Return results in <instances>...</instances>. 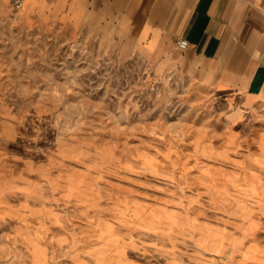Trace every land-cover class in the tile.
I'll return each mask as SVG.
<instances>
[{
  "label": "rangeland",
  "instance_id": "1",
  "mask_svg": "<svg viewBox=\"0 0 264 264\" xmlns=\"http://www.w3.org/2000/svg\"><path fill=\"white\" fill-rule=\"evenodd\" d=\"M22 8L0 0V264H264V103Z\"/></svg>",
  "mask_w": 264,
  "mask_h": 264
},
{
  "label": "crops",
  "instance_id": "2",
  "mask_svg": "<svg viewBox=\"0 0 264 264\" xmlns=\"http://www.w3.org/2000/svg\"><path fill=\"white\" fill-rule=\"evenodd\" d=\"M22 7L35 20L116 30L158 71L179 69L245 108L264 103V0H23Z\"/></svg>",
  "mask_w": 264,
  "mask_h": 264
},
{
  "label": "built area",
  "instance_id": "3",
  "mask_svg": "<svg viewBox=\"0 0 264 264\" xmlns=\"http://www.w3.org/2000/svg\"><path fill=\"white\" fill-rule=\"evenodd\" d=\"M14 5L18 8H21L23 6V0H14ZM189 44L188 38L182 37L179 39V46L182 48H186Z\"/></svg>",
  "mask_w": 264,
  "mask_h": 264
}]
</instances>
